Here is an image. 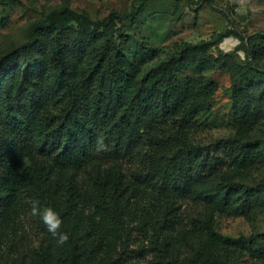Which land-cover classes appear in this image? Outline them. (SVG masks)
I'll use <instances>...</instances> for the list:
<instances>
[{
  "label": "trees",
  "instance_id": "obj_1",
  "mask_svg": "<svg viewBox=\"0 0 264 264\" xmlns=\"http://www.w3.org/2000/svg\"><path fill=\"white\" fill-rule=\"evenodd\" d=\"M133 17L134 13L120 16L110 11L101 21H93L68 6L55 8L30 24L27 42L0 57V169L12 181L20 160L34 151L26 177L49 201L66 206L76 198L77 186L69 183L67 195H62L52 185V171L130 160L148 145L163 162L150 171L137 170L134 176L150 189L154 200L159 195L170 196L173 202L211 196L227 208L237 185L223 167L247 165L252 155L247 148L250 144L232 138L218 139L205 148L192 141L191 130L199 120H207L216 88L214 80L203 74L214 66L207 55L209 43H184L177 56L141 73L142 65L156 56L154 49L116 27L117 19ZM245 52L252 55L247 49ZM222 62L231 64L227 58ZM187 68L192 74L179 73ZM238 68L242 74L256 72L264 80V73L249 62L235 64L233 69ZM232 99L233 112L239 118L244 100L236 87ZM209 182L212 190L205 191ZM262 188L264 192V184ZM126 189L114 180L111 186L96 191L93 204L107 222L124 205ZM11 199L12 193H8L0 201V209ZM140 211L147 214L148 207L144 205ZM154 227L194 243L198 256L208 251L204 225L196 220L184 223L174 208ZM60 230L67 232L62 224ZM224 240L243 248L254 242L242 237ZM68 242L67 264H78L80 253L70 234ZM14 248V243L0 236V264H5L2 253ZM40 257V264H50L48 252Z\"/></svg>",
  "mask_w": 264,
  "mask_h": 264
},
{
  "label": "rangeland",
  "instance_id": "obj_2",
  "mask_svg": "<svg viewBox=\"0 0 264 264\" xmlns=\"http://www.w3.org/2000/svg\"><path fill=\"white\" fill-rule=\"evenodd\" d=\"M62 6L85 13L93 21H101L110 11L120 16L134 13L131 19H117L116 27L154 49L156 56L142 65L141 73L177 56L184 43H209L207 55L214 66L203 74L214 80L216 88L207 120H199L191 130L192 141L205 148L218 139L232 138L236 143L250 144L247 148L252 160L243 166L223 167L237 185L227 208L211 196L173 202L170 196L159 195L154 200L150 189L134 176L137 170L150 171L163 162L148 145L130 160L52 171V185L56 184L62 195H67L71 182L78 189L76 198L63 206L58 200L49 201L47 194L26 177L36 154L32 151L20 160L12 181L0 169V201L12 193L11 202L1 207L0 236L15 245V251L2 253L4 263L40 264L42 252L49 253L50 264L69 261L70 243L57 244L39 212L32 214L35 205L40 211L52 207L60 215L80 253L78 264H264V80L256 72L242 74L239 68L233 69L235 64L249 62L264 73V0L200 4L188 0H0V57L30 39L32 22ZM246 49L252 55L247 56ZM225 58L230 65L223 64ZM179 73L192 74V70ZM235 87L244 100L240 120L232 107ZM114 180L127 189L122 197L124 205L107 222L96 211L93 198L98 189L111 186ZM203 189L211 191V183ZM144 205L147 214L140 211ZM171 208L184 223L196 220L204 225L208 233L205 255L198 256L194 243L155 230L154 224ZM240 237L254 242L243 248L223 241Z\"/></svg>",
  "mask_w": 264,
  "mask_h": 264
},
{
  "label": "clouds",
  "instance_id": "obj_3",
  "mask_svg": "<svg viewBox=\"0 0 264 264\" xmlns=\"http://www.w3.org/2000/svg\"><path fill=\"white\" fill-rule=\"evenodd\" d=\"M38 212L48 232L56 238L57 244L63 245L66 243L69 240V234L67 232L58 231L62 224L60 215L52 207H45L40 211V209L34 205L32 208V214L37 215Z\"/></svg>",
  "mask_w": 264,
  "mask_h": 264
}]
</instances>
